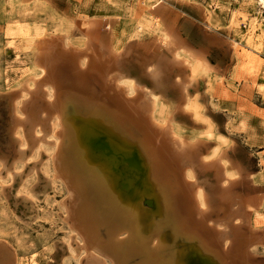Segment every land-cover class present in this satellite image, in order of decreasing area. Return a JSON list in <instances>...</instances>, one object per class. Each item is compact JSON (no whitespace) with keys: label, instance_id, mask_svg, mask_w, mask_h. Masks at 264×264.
I'll list each match as a JSON object with an SVG mask.
<instances>
[{"label":"rangeland","instance_id":"374dc122","mask_svg":"<svg viewBox=\"0 0 264 264\" xmlns=\"http://www.w3.org/2000/svg\"><path fill=\"white\" fill-rule=\"evenodd\" d=\"M155 1L177 16L175 45L159 43L175 33L163 26V13L151 15ZM263 10L257 0H0V264L85 262L64 219L67 187L61 178L52 180L53 126L40 127L44 141L19 160L13 112L17 105L42 106L51 88L56 91L42 82L46 72L30 43L61 38L63 46L84 50L95 22L117 55L125 93L131 94V82L146 92L140 121L150 125V111L163 127L153 144L176 154L183 180L202 190L204 225L220 230L212 238L220 252L227 248L222 263L264 264ZM56 52L54 81L64 95L84 88L96 100L103 92L97 62L77 75L72 54ZM186 243L179 240L176 249Z\"/></svg>","mask_w":264,"mask_h":264},{"label":"bare ground","instance_id":"6f19581e","mask_svg":"<svg viewBox=\"0 0 264 264\" xmlns=\"http://www.w3.org/2000/svg\"><path fill=\"white\" fill-rule=\"evenodd\" d=\"M257 1L264 9V0ZM149 10L155 17L163 13V26L170 34L175 33V37L165 36L159 43L175 45L180 37L176 14L163 9L159 1L151 3ZM258 15L263 21L264 10ZM100 25L95 22L87 28L89 43L84 50L63 46L61 38L30 43L35 63L42 67V73L46 72L42 82L52 83L56 91L51 88L44 105L37 104L35 109L15 107L18 159L25 157L27 148L43 140L40 127L50 121L54 137L51 145L56 149L50 156L52 180L61 178L67 187L64 219L76 233L78 249L84 253L83 264H224L227 248L220 252L216 238H212L218 237L220 230L204 225L207 202L202 190L183 180L176 154L153 144L163 127L150 111V125L140 121L139 110L144 111L148 101L146 92L131 82V94L125 93L127 81L116 68V53L104 44ZM57 48L63 54H72L77 75L86 64L97 62L103 92L96 100L88 99L84 88H70L64 95L63 87L54 81ZM148 49V45L142 46V50ZM158 78L155 72L152 79ZM156 99L149 101L155 105ZM122 232L128 233L127 239L116 238ZM182 239L188 243L176 249L175 243Z\"/></svg>","mask_w":264,"mask_h":264},{"label":"water","instance_id":"95a60500","mask_svg":"<svg viewBox=\"0 0 264 264\" xmlns=\"http://www.w3.org/2000/svg\"><path fill=\"white\" fill-rule=\"evenodd\" d=\"M181 169H179V171H180ZM204 216H206V213H205V215Z\"/></svg>","mask_w":264,"mask_h":264}]
</instances>
